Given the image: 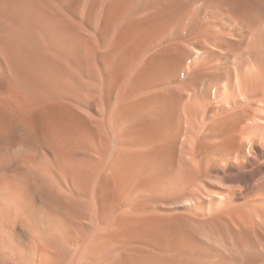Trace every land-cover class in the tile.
I'll use <instances>...</instances> for the list:
<instances>
[{
	"label": "bare ground",
	"instance_id": "1",
	"mask_svg": "<svg viewBox=\"0 0 264 264\" xmlns=\"http://www.w3.org/2000/svg\"><path fill=\"white\" fill-rule=\"evenodd\" d=\"M0 264H264V0H0Z\"/></svg>",
	"mask_w": 264,
	"mask_h": 264
}]
</instances>
